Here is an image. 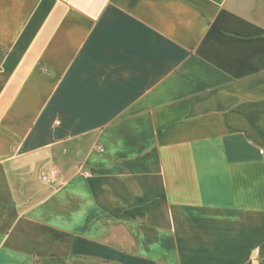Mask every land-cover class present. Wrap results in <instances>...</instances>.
<instances>
[{"label":"crops","instance_id":"0c3cea01","mask_svg":"<svg viewBox=\"0 0 264 264\" xmlns=\"http://www.w3.org/2000/svg\"><path fill=\"white\" fill-rule=\"evenodd\" d=\"M262 149L264 0H0V264H264Z\"/></svg>","mask_w":264,"mask_h":264},{"label":"built area","instance_id":"2783aa9c","mask_svg":"<svg viewBox=\"0 0 264 264\" xmlns=\"http://www.w3.org/2000/svg\"><path fill=\"white\" fill-rule=\"evenodd\" d=\"M261 152H264V149H262ZM58 173L59 170L57 168H54L50 172L44 173L42 177L47 182H53L54 177H56ZM252 264H257V262H252Z\"/></svg>","mask_w":264,"mask_h":264}]
</instances>
